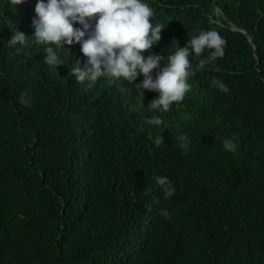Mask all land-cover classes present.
<instances>
[{"label": "trees", "instance_id": "trees-1", "mask_svg": "<svg viewBox=\"0 0 264 264\" xmlns=\"http://www.w3.org/2000/svg\"><path fill=\"white\" fill-rule=\"evenodd\" d=\"M0 264H264V0H0Z\"/></svg>", "mask_w": 264, "mask_h": 264}, {"label": "clouds", "instance_id": "clouds-1", "mask_svg": "<svg viewBox=\"0 0 264 264\" xmlns=\"http://www.w3.org/2000/svg\"><path fill=\"white\" fill-rule=\"evenodd\" d=\"M103 12L105 11L93 13L92 18L96 19L98 28L102 30L107 39L121 37L129 44L138 42L134 46L138 48L147 47L148 43L152 42L151 38L160 35L159 25L156 22L153 24L150 18L139 21L126 18L124 15L127 13L122 8V10L115 9L113 14H116V16L107 20L103 17L106 12ZM127 49H130V45Z\"/></svg>", "mask_w": 264, "mask_h": 264}, {"label": "bare ground", "instance_id": "bare-ground-1", "mask_svg": "<svg viewBox=\"0 0 264 264\" xmlns=\"http://www.w3.org/2000/svg\"><path fill=\"white\" fill-rule=\"evenodd\" d=\"M173 69H174V68H173ZM174 72H175V71H174ZM171 73H172V71H171ZM182 74H183V73H182ZM170 101H171V100H170ZM205 108H206V107H205ZM204 110H205L204 112L206 113V109H204ZM201 111H203V110H201ZM198 112H199V110H198ZM204 112H202V113H203L202 115L205 114ZM198 114H201V113H198ZM198 114H197V115H198ZM197 115H196V117H199V116H197ZM202 115H201V116H202ZM205 115H206V114H205ZM201 118H202V117H201ZM203 118H205V116H204ZM192 119H195V118H192ZM198 119H200V118H198ZM183 120H184V119H183ZM200 120H201V119H200Z\"/></svg>", "mask_w": 264, "mask_h": 264}, {"label": "water", "instance_id": "water-1", "mask_svg": "<svg viewBox=\"0 0 264 264\" xmlns=\"http://www.w3.org/2000/svg\"><path fill=\"white\" fill-rule=\"evenodd\" d=\"M234 29H238V28H236V27H235ZM241 31H244V32H246V31H245V30H243V29H241ZM250 39L252 40V38H250Z\"/></svg>", "mask_w": 264, "mask_h": 264}]
</instances>
